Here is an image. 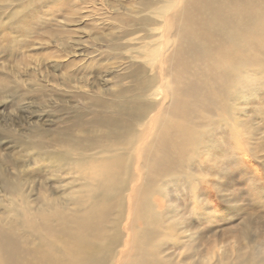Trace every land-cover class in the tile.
Instances as JSON below:
<instances>
[{"label":"bare ground","instance_id":"1","mask_svg":"<svg viewBox=\"0 0 264 264\" xmlns=\"http://www.w3.org/2000/svg\"><path fill=\"white\" fill-rule=\"evenodd\" d=\"M65 4L55 1V13ZM263 5L264 0H143L136 12L120 16L121 36L108 46L119 90L79 98L90 107H72L63 128L36 123L26 136L11 135L18 160L0 154V264H264V245L249 233L245 244L234 241L231 250L214 244L207 251L191 232L181 242L157 196L165 198L178 177L190 181L189 194L199 199L192 206L198 221L212 219L201 212L210 204L198 196L206 178L192 170L203 168L201 160L210 153L203 128L212 129L225 113L213 111L210 90L217 86L216 96L226 98L238 89L236 75L241 77L248 60L264 66ZM5 8L0 0V39ZM13 86L11 74L2 73L0 96L11 94ZM234 108L227 110L231 119L222 120L233 128ZM28 162L37 168L26 172ZM220 185L216 181L211 192ZM174 247L181 254L172 253Z\"/></svg>","mask_w":264,"mask_h":264},{"label":"rangeland","instance_id":"2","mask_svg":"<svg viewBox=\"0 0 264 264\" xmlns=\"http://www.w3.org/2000/svg\"><path fill=\"white\" fill-rule=\"evenodd\" d=\"M55 1L37 0L33 5L32 0H6L7 13L2 19L6 25L5 37L0 39V77L4 72L10 73L17 86L8 90L11 94L0 96V154L9 156L8 160H18V150L10 143L11 135L26 136L36 123L51 130L63 128L74 115L72 107L77 110L90 107L79 98H91L94 93L109 95L119 90L121 83L114 75L116 67L109 60L108 46L121 36L117 19L126 12H136L143 0H87L90 4L86 0H60L68 4L58 13H55L58 9ZM248 64L241 66V77L236 75L239 68L231 71L241 81L234 82L238 89H231L228 97L225 94L226 98H218L214 93L217 86L210 90L217 107L213 111L218 113L221 108L225 113L217 115V124L212 129L206 132L207 128H203L202 137L207 144L204 150L209 149L210 153L201 160L203 168H191L206 178L198 196L207 206L210 204L208 212L201 211L212 218L208 219L210 223L207 219H197L192 206L199 199L190 196V181L178 177L165 198L157 195L165 220L175 228L180 241H188V233H195L194 238L201 236V248L207 251L214 244L228 250L234 241L245 244V233L251 234L255 243L264 245V66H259L257 60H248ZM204 72L209 75L207 69ZM199 78L205 77L201 73ZM57 98H66L67 103L61 104ZM233 105L239 124L234 127L239 132L235 139L241 144L238 148L232 138L236 130L222 122L225 117L231 119L227 110ZM59 119L64 124H55ZM26 164V172L37 168L29 162ZM8 168L16 173L13 166L7 165ZM216 181L221 184L218 192H211ZM171 252L182 251L174 247Z\"/></svg>","mask_w":264,"mask_h":264}]
</instances>
